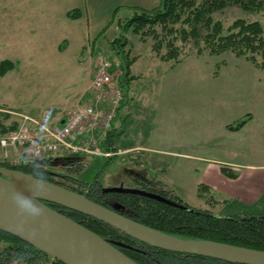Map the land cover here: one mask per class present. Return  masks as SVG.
I'll return each instance as SVG.
<instances>
[{
  "label": "rangeland",
  "instance_id": "obj_1",
  "mask_svg": "<svg viewBox=\"0 0 264 264\" xmlns=\"http://www.w3.org/2000/svg\"><path fill=\"white\" fill-rule=\"evenodd\" d=\"M160 4L161 0H0V61L15 63V69L0 78V123L18 125L24 116L51 128L59 125L74 108L89 102L97 61L119 59L112 41L125 37L126 50L136 60V79L125 98L129 105L121 114H127L129 137L116 136L114 146L121 155L110 160L85 156L78 178L92 182L102 172L105 189L136 188L157 178L189 206L227 214L226 205L212 202L213 195L200 189L201 198L193 192L208 163L188 161L179 153L217 158L212 151L217 147L204 146V140L217 136L211 134L227 118L242 119L251 112L254 119L246 133L233 136L252 146L242 153L250 163L264 161V70L234 53L212 55L202 40L205 29L199 38L182 40L181 24L173 33L160 26H155V34L152 29L137 34L123 28L135 13ZM76 10L77 18L69 16ZM212 18L223 24L225 33L238 19L264 27V9L247 10L240 3L214 11ZM46 110L52 120H43ZM169 151L177 154L168 157ZM20 161L0 149V162ZM263 195L254 210L250 207L241 215L264 210Z\"/></svg>",
  "mask_w": 264,
  "mask_h": 264
},
{
  "label": "trees",
  "instance_id": "obj_2",
  "mask_svg": "<svg viewBox=\"0 0 264 264\" xmlns=\"http://www.w3.org/2000/svg\"><path fill=\"white\" fill-rule=\"evenodd\" d=\"M231 3H240L247 10L264 9V0H161L158 7L135 13L125 22L123 28L126 31L131 29L137 34L152 29L150 31L155 34V26H160L166 33H173L178 31L175 26L181 24L183 27L179 32L182 40L199 38L202 36V30L205 29L206 34L202 36V40L212 55L234 53L237 57H243L264 70L263 25L258 21L247 22L238 19L225 33L223 24L212 18L214 11ZM79 13V10H76L68 14L77 18ZM127 43V39L122 37L115 38L111 45L120 61L122 70L120 86L123 94L117 117L113 121V128L100 142L101 149L111 153L117 152L114 144L119 128L116 127V123L119 119L123 121L121 110L129 103L125 98H128L130 84L136 79L131 71L136 60L131 58L126 50ZM171 45L170 42L169 46ZM169 53L168 56L172 58L174 53ZM14 69L15 63L12 60L0 61V78ZM245 123L246 120H242L228 127L238 130ZM16 126L6 127L0 123V132H6ZM115 156L116 154H113L108 158L110 160ZM84 158L85 154H69L33 161L22 160L17 164L0 162V166L19 170L71 189L98 204L169 235L184 239L217 241L264 251V211L244 215H216L209 210L189 206L180 195L157 178H149L136 188L163 200L141 194L108 192L100 181L102 172H99L92 182L78 178L79 172L86 165ZM222 171L231 178L235 177V174L224 167ZM47 204L103 238L121 243L119 249L139 264H234L210 257L152 247L95 218L57 204ZM6 262L7 264H64L21 239L0 231V264Z\"/></svg>",
  "mask_w": 264,
  "mask_h": 264
},
{
  "label": "water",
  "instance_id": "obj_3",
  "mask_svg": "<svg viewBox=\"0 0 264 264\" xmlns=\"http://www.w3.org/2000/svg\"><path fill=\"white\" fill-rule=\"evenodd\" d=\"M106 191L161 199L138 188L120 186L107 188ZM47 203L95 218L152 247L234 264H264L263 250L169 235L71 189L0 166V231L21 239L64 264H139L119 249L121 243L103 238Z\"/></svg>",
  "mask_w": 264,
  "mask_h": 264
},
{
  "label": "built area",
  "instance_id": "obj_4",
  "mask_svg": "<svg viewBox=\"0 0 264 264\" xmlns=\"http://www.w3.org/2000/svg\"><path fill=\"white\" fill-rule=\"evenodd\" d=\"M122 70L119 61L101 59L97 62L92 80L93 100L70 112L63 124L50 125L33 121L36 127L23 123L15 129L0 132V148L6 155L12 152L25 161L69 154L109 157L100 142L113 128L120 102Z\"/></svg>",
  "mask_w": 264,
  "mask_h": 264
},
{
  "label": "crops",
  "instance_id": "obj_5",
  "mask_svg": "<svg viewBox=\"0 0 264 264\" xmlns=\"http://www.w3.org/2000/svg\"><path fill=\"white\" fill-rule=\"evenodd\" d=\"M131 71H132V68H131ZM89 98L90 99L87 104H90L93 100V95H92L91 90H90ZM263 98H264V93L262 94V102H264ZM81 105H86V104H81ZM127 105H129V103ZM123 112H124V109L121 110V114ZM235 114H238V113H235ZM123 115H124L122 116L123 121L120 123L119 121H117L116 127L119 128L117 131L118 135H120L121 133V135L125 138V137H129V135L127 133V125H126L127 114L124 113ZM43 117H44L43 120H46V118L52 120L51 118H54L53 114L49 110H46L44 112ZM245 117H247V119ZM66 118H62L59 121V125L62 124L66 120ZM229 118H227L225 122L221 123L218 126L219 129H217L214 132V134H211V136H213L218 133L217 136H213V138L204 140V146H208L209 148L213 146L217 147V149L212 150L216 152V154H219L217 158H208L206 156H196V155H191L190 153H182V154L179 153V155H182V156L184 155L185 157H188L186 158L188 159V161H194V162L198 161V162L208 163L207 166L205 165L203 167L204 169L207 167L203 178L200 179L195 185H193V192L195 193V196L202 198V196L199 193V190L202 187L203 190L206 191L207 194H209L210 196L213 195L211 196L213 203H215L216 205H220V204L226 205V209L223 210V212H228V213L221 214L222 212H220L219 214V215H224V216L241 215L242 212L250 210V207L253 208L254 210V207H255L254 204L260 201V200L258 201V198L262 193H264V161L259 162V163H255V162L250 163L252 161L247 160V157L249 156L247 155L245 156L246 157L245 158L242 155V153L245 150L246 146L250 147L251 145L247 144L244 141H240L239 139H237L238 137L233 136V135H239L241 133H246L248 127L253 122L254 115L251 112L244 113L242 116V119L233 117L232 120L227 121ZM30 119L35 120L33 118H30ZM242 120H246V123L240 129L232 130L228 127L229 125H235ZM23 123H26V124L28 123V125L31 126L30 122L25 121L24 116H23L22 122H20L19 124H23ZM32 124L35 125L33 121H32ZM226 141H228L227 144H225ZM233 147L235 149H233ZM167 153H168L167 154L168 157L169 156L174 157L177 154L175 151H169ZM241 157H244V159H242ZM223 167L228 169L233 174H235V177L231 178L228 175H226L222 171ZM214 196H216L217 199H215ZM201 198H198V201L204 202L203 199L200 200ZM242 205H247V206L251 205V206H249L248 208H245V207H242ZM262 206H263L262 208H264L263 204Z\"/></svg>",
  "mask_w": 264,
  "mask_h": 264
},
{
  "label": "flooded vegetation",
  "instance_id": "obj_6",
  "mask_svg": "<svg viewBox=\"0 0 264 264\" xmlns=\"http://www.w3.org/2000/svg\"><path fill=\"white\" fill-rule=\"evenodd\" d=\"M6 264H7V262H6Z\"/></svg>",
  "mask_w": 264,
  "mask_h": 264
}]
</instances>
